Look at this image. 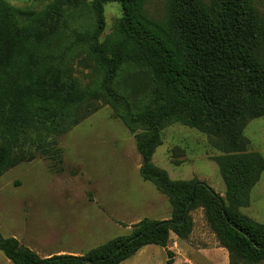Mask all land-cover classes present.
<instances>
[{
	"label": "trees",
	"instance_id": "16d2710c",
	"mask_svg": "<svg viewBox=\"0 0 264 264\" xmlns=\"http://www.w3.org/2000/svg\"><path fill=\"white\" fill-rule=\"evenodd\" d=\"M144 1L90 0L93 23L77 39L102 78L84 92L63 88L62 64L49 70L57 58L34 26H22L12 10L0 9V176L37 155L60 161L56 140L97 111L100 97L129 132L139 131V175L171 207L168 221L143 219L129 236L83 256L40 259L0 233V252L10 263L122 264L146 246L166 249L171 234L186 240L197 209L229 264L264 262V225L240 212L264 172V159L248 151L243 135L250 121L264 117V14L252 0H167L161 25L141 13ZM109 4L123 6V17L101 40ZM132 6L138 19L127 11ZM136 77L146 87L131 102L127 86ZM175 123L205 134L220 154L214 161L224 200L203 183L171 181L153 165L161 132ZM166 257L165 264H174L173 253L166 250Z\"/></svg>",
	"mask_w": 264,
	"mask_h": 264
},
{
	"label": "rangeland",
	"instance_id": "374dc122",
	"mask_svg": "<svg viewBox=\"0 0 264 264\" xmlns=\"http://www.w3.org/2000/svg\"><path fill=\"white\" fill-rule=\"evenodd\" d=\"M166 1L145 0L141 13L162 25ZM252 1L264 14V0ZM89 3L0 0V9L12 10L20 25L34 26L39 40L57 58L49 70L62 64L61 86L68 90L93 89L102 78L77 39L93 23ZM127 11L138 19L135 6ZM123 12L124 7L118 4L104 8L101 40L113 33ZM145 87L144 80L134 78L127 86L133 95L130 101L141 98ZM94 104L97 111L56 140L60 161L37 155L0 176V233L16 239L40 259L83 256L108 241L129 236L132 226L143 219H171L167 198L139 175V131L129 132L100 97ZM243 135L248 151L264 159V117L250 121ZM161 141L152 157L154 166L165 171L171 181L200 182L225 199V186L214 161L220 154L205 134L175 123L161 132ZM240 212L264 225V172L250 193L249 206ZM190 218L192 231L186 240L171 241L166 249L146 246L122 264H165L166 250L174 254V264H229L228 253L219 246L203 211H193ZM0 264L12 263L0 252Z\"/></svg>",
	"mask_w": 264,
	"mask_h": 264
},
{
	"label": "crops",
	"instance_id": "0c3cea01",
	"mask_svg": "<svg viewBox=\"0 0 264 264\" xmlns=\"http://www.w3.org/2000/svg\"><path fill=\"white\" fill-rule=\"evenodd\" d=\"M169 219H165L163 221H168ZM178 238L176 236H174L173 234L170 235V238H169V242L173 241V242H176ZM179 240V239H178ZM179 241H182V240H179ZM168 242V243H169ZM75 256V255H74Z\"/></svg>",
	"mask_w": 264,
	"mask_h": 264
},
{
	"label": "water",
	"instance_id": "95a60500",
	"mask_svg": "<svg viewBox=\"0 0 264 264\" xmlns=\"http://www.w3.org/2000/svg\"><path fill=\"white\" fill-rule=\"evenodd\" d=\"M177 224L179 225V224H181V222H178Z\"/></svg>",
	"mask_w": 264,
	"mask_h": 264
}]
</instances>
